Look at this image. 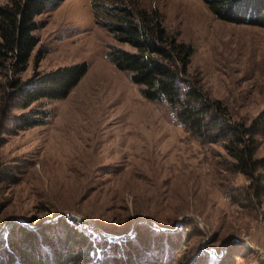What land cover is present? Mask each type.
<instances>
[{"label": "rangeland", "instance_id": "1", "mask_svg": "<svg viewBox=\"0 0 264 264\" xmlns=\"http://www.w3.org/2000/svg\"><path fill=\"white\" fill-rule=\"evenodd\" d=\"M139 1L157 8L165 26L192 45L189 67L212 96L236 116L263 115L264 121V25L216 18L204 0ZM90 2L61 0L38 16L39 42L21 74L86 61L87 72L68 96L19 108L3 97L9 75L0 72V172H12L0 175V254L9 250L5 241L26 251L40 236L62 241L75 229L94 247L86 253L100 259L101 252L112 254L106 244L121 251L128 233H134L132 251L141 234L161 244L169 229L172 244L186 245L170 248L166 264L201 247L206 262L264 264V195L249 199L248 179L227 167L220 143L192 136L166 104L146 99L129 73L112 64L107 51L118 42ZM99 72L111 75L124 99L104 90ZM30 109L47 116L17 127L19 114ZM258 154L264 155V132ZM226 248L235 249L233 257L225 256ZM79 253L71 264H81Z\"/></svg>", "mask_w": 264, "mask_h": 264}, {"label": "trees", "instance_id": "2", "mask_svg": "<svg viewBox=\"0 0 264 264\" xmlns=\"http://www.w3.org/2000/svg\"><path fill=\"white\" fill-rule=\"evenodd\" d=\"M60 1L0 2V72L9 75L5 79L7 92L3 97L16 101L19 108L27 109L43 99L68 96L88 70V63L80 61L47 71H37L35 67L30 76L21 75L27 69L39 42L35 30L42 25V21H38V16ZM90 3L95 17L101 19L112 38L118 42L107 51L112 64L129 73L130 79L146 99L166 104L175 121L192 136L204 143H220L228 157L227 167L248 179V198L263 197L264 155L258 154L260 135L264 132L263 115L254 118L236 116L226 102L210 94L200 73L189 67L192 45L179 39L165 26L157 8H149L139 0H91ZM204 3L216 18L242 23L255 21L264 25V0H204ZM34 56L36 65L41 56L39 53ZM46 116L47 111L43 109H30L19 114L16 125L25 129L42 123ZM0 175L11 178L12 172L6 168ZM165 230L166 241L161 238V244L153 235L145 237L140 233L144 243L141 246L134 243L136 247L132 251L128 237H133L134 233H128L123 238L127 241L121 251L116 245L110 249L106 244L104 247L112 254L103 256L101 252L100 259L99 253L96 258L86 253V250L93 251L94 247L75 229L72 236L61 235L62 241L40 236L36 245L25 246L26 251L13 242L5 241L9 250L0 254V264H16L19 257L24 264H71L79 252L81 264H166V254L170 248L179 250L186 243L183 240L179 244H172L173 235L170 233L173 231ZM71 245H79V249L75 250ZM204 249L201 247L185 252L183 258L175 263L190 264L199 260V252L203 253ZM234 254L235 249L228 248L225 256L233 257ZM216 259L212 263L210 259L206 262L201 258L197 263L231 264L227 263L228 260L219 262Z\"/></svg>", "mask_w": 264, "mask_h": 264}, {"label": "bare ground", "instance_id": "3", "mask_svg": "<svg viewBox=\"0 0 264 264\" xmlns=\"http://www.w3.org/2000/svg\"><path fill=\"white\" fill-rule=\"evenodd\" d=\"M63 25H65V24H63ZM62 25V26H63ZM68 26V25H67ZM66 27V26H65ZM69 27V26H68ZM64 28V27H63ZM63 31V30H62ZM90 37V36H89ZM82 42H84V40L82 41ZM94 42V41H93ZM89 43V42H88ZM85 44V43H84ZM92 45V44H91ZM94 45V44H93ZM85 47H86V44H85ZM85 47H84V49H85ZM81 48V47H80ZM83 48V47H82ZM86 52V51H85ZM84 52V53H85ZM96 52V51H95ZM86 54V53H85ZM88 54V53H87ZM73 55H75V54H73ZM72 55V56H73ZM91 56H93V55H91ZM69 58H71L72 59V57H69ZM75 58V57H74ZM62 59V58H61ZM68 60V59H67ZM104 66V65H103ZM110 66V65H109ZM110 68V67H109ZM112 70V69H111ZM110 71V70H109ZM115 71V70H114ZM98 75H99V78L102 80V81H104L106 84H104V85H106L105 87H107V89H105L104 88V85H103V88H104V90L106 91L107 90V92H108V90H109V94L111 95V94H113L117 99H124L123 97L125 96V94H124V92H123V90H122V88H118V89H116L117 91H115V86L117 85L116 83H114L112 80H110V79H112V77H111V75L109 76L110 78H107V76H104L106 73H101V72H99V73H97ZM118 75V74H117ZM106 77V78H105ZM120 77V76H119ZM122 79V78H121ZM99 80V79H98ZM108 80H110V81H108ZM120 80V79H119ZM124 83V82H123ZM102 85V84H101ZM100 85V86H101ZM99 86V87H100ZM128 87V86H127ZM103 88H101V89H103ZM104 90H103V93H105L104 92ZM127 90V89H126ZM102 91V90H101ZM127 93V92H126ZM105 94H107V93H105ZM127 95V94H126ZM129 95H132V94H129ZM134 95V94H133ZM136 96V95H135ZM127 97L130 99V97H133V96H128L127 95ZM138 98V97H137ZM139 99V98H138ZM138 99L136 100V98H135V100L136 101H138ZM132 101V100H131ZM131 101L129 102V106H132V105H134V104H131ZM139 104V103H138ZM140 105V104H139ZM137 106V105H136ZM134 107V106H133ZM153 122V121H152ZM157 121H155L154 123H156ZM106 149V148H105ZM100 158V157H99ZM99 161V160H98Z\"/></svg>", "mask_w": 264, "mask_h": 264}]
</instances>
